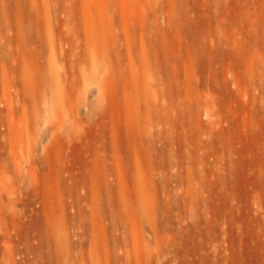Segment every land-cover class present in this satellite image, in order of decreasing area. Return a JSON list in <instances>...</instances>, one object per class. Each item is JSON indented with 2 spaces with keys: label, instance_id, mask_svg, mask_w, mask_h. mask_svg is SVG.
Returning a JSON list of instances; mask_svg holds the SVG:
<instances>
[{
  "label": "rangeland",
  "instance_id": "rangeland-1",
  "mask_svg": "<svg viewBox=\"0 0 264 264\" xmlns=\"http://www.w3.org/2000/svg\"><path fill=\"white\" fill-rule=\"evenodd\" d=\"M0 264H264V0H0Z\"/></svg>",
  "mask_w": 264,
  "mask_h": 264
}]
</instances>
